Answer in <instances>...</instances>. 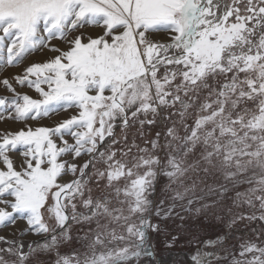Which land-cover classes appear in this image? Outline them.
Segmentation results:
<instances>
[{"label": "snow or ice", "instance_id": "obj_1", "mask_svg": "<svg viewBox=\"0 0 264 264\" xmlns=\"http://www.w3.org/2000/svg\"><path fill=\"white\" fill-rule=\"evenodd\" d=\"M13 68L0 264H264V0H0Z\"/></svg>", "mask_w": 264, "mask_h": 264}, {"label": "rangeland", "instance_id": "obj_2", "mask_svg": "<svg viewBox=\"0 0 264 264\" xmlns=\"http://www.w3.org/2000/svg\"><path fill=\"white\" fill-rule=\"evenodd\" d=\"M44 57H42L41 55L37 54L36 56L32 57L33 60H41ZM25 63H28V61H26ZM20 71L19 68H13V69H5L3 71H0V78H3L5 76H12L16 73H18ZM18 91L24 92V91H28L29 94L31 95H35L33 92H31V90L28 89H23L20 88L19 86H16ZM0 95H10V93H8L2 85H0ZM66 114L65 113H60L59 116H54L49 120H44L41 121V123L43 124H51L53 123L56 119L58 118H63ZM20 127H22V124L18 123V122H14L11 120H5V121H0V130H9V131H15L17 129H19ZM20 227H24V223L23 222H19ZM157 240V248H156V252H157V257L158 259H160L161 254H163L166 251H172L174 253H187L188 249L186 248H176V249H165L160 243H159V238H155Z\"/></svg>", "mask_w": 264, "mask_h": 264}, {"label": "trees", "instance_id": "obj_3", "mask_svg": "<svg viewBox=\"0 0 264 264\" xmlns=\"http://www.w3.org/2000/svg\"><path fill=\"white\" fill-rule=\"evenodd\" d=\"M180 257H184L185 259H187L185 253H174L172 251H166L161 254L160 259L162 261V264H173V261L175 259H179Z\"/></svg>", "mask_w": 264, "mask_h": 264}]
</instances>
